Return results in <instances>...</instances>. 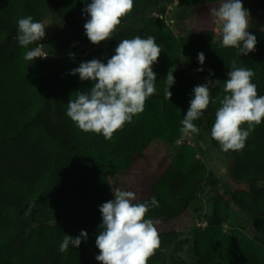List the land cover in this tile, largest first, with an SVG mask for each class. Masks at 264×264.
Returning a JSON list of instances; mask_svg holds the SVG:
<instances>
[{
	"label": "trees",
	"instance_id": "obj_1",
	"mask_svg": "<svg viewBox=\"0 0 264 264\" xmlns=\"http://www.w3.org/2000/svg\"><path fill=\"white\" fill-rule=\"evenodd\" d=\"M252 1L264 4V0ZM169 2L134 0L112 38L94 45L85 34L89 17L82 11L91 0H0V264H100L95 241L101 231L100 206L114 199L109 178L141 159L151 141L174 144L181 138V121L198 79L219 80L209 84L214 102L193 122L209 133L234 61L236 67L254 72L252 83L257 95L264 96V30L250 28L257 39L255 51L239 55L237 49L221 48L222 38L215 40L210 10L220 0H178L179 7L193 10V23L190 35L176 37L161 18ZM151 10L153 15L148 14ZM48 12L68 28L72 55L26 61L27 50L17 39V21L31 16L41 22ZM136 36L154 37L161 49L153 65L156 93L112 140L80 130L66 115L67 103L79 92L90 91L93 82L81 81L72 70L92 59L106 63L119 42ZM201 52L203 65L197 58ZM169 70H175V83L169 89L171 100H166ZM229 154L231 199L219 195L213 200L206 225L192 233L191 254L195 264H264V121L250 133L242 150ZM207 174L195 149L184 144L151 182L148 196L137 200L158 201L145 219L158 222L162 246L177 238L174 229L188 216ZM231 205L244 216L251 235L240 229L224 231ZM82 230L88 238L79 248L69 245L67 252L59 251L66 234L75 238ZM147 264L179 263L155 252Z\"/></svg>",
	"mask_w": 264,
	"mask_h": 264
},
{
	"label": "clouds",
	"instance_id": "obj_2",
	"mask_svg": "<svg viewBox=\"0 0 264 264\" xmlns=\"http://www.w3.org/2000/svg\"><path fill=\"white\" fill-rule=\"evenodd\" d=\"M134 0H91L82 10L89 19L84 24L88 40L99 45L112 38L113 32L133 9ZM214 23L219 26L221 48H234L238 54L247 56L255 51L257 39L249 32L250 15L242 0H222L218 7L210 10ZM18 24V43L21 47L40 42L46 35V26L34 22L31 16L20 18ZM43 45L28 50L24 60L34 61L46 58L42 54ZM161 54L155 38L142 39L136 36L124 39L115 48V54L106 63L99 59L80 63L71 74H79L81 81H92L88 92H79L76 99L67 103L66 115L84 132L102 134L106 140H112L113 134L122 129L125 123H131L134 116L144 111L146 100L156 93L157 75L153 65ZM201 65L205 62L203 52L198 53ZM173 71L169 70L165 78L164 98L171 100L169 90L175 83ZM203 71V68L197 69ZM254 72L249 68L236 67L227 73L222 87L225 95L219 100L220 107L215 114L211 128V138L219 143L223 152L239 151L245 147L250 133L264 121V96L257 95V86L252 83ZM208 81L194 87V97L190 101L186 115L179 129L184 139L199 133L193 123L200 118L211 101ZM247 125L245 129L243 126ZM114 199L100 206L101 231L96 236L99 255L95 257L100 264H147L159 249L156 221L145 219L151 207H158V201L152 197L150 202H137L136 194L117 188ZM88 234L81 231L73 238L66 234L59 245L60 252H67L69 245L79 248Z\"/></svg>",
	"mask_w": 264,
	"mask_h": 264
},
{
	"label": "rangeland",
	"instance_id": "obj_3",
	"mask_svg": "<svg viewBox=\"0 0 264 264\" xmlns=\"http://www.w3.org/2000/svg\"><path fill=\"white\" fill-rule=\"evenodd\" d=\"M178 0H170L166 12L162 16L163 22L168 25L176 37H184L192 32L193 10L191 8L179 7ZM222 3L220 0L219 4ZM244 7L249 11L250 28L264 30V4L252 0H242ZM153 15L154 11L148 13ZM41 23L45 28V37L40 42L30 44L25 48L27 51L43 45L42 54L62 57L72 55L69 42V30L64 23L53 13L48 12ZM249 28V29H250ZM215 40L221 39L219 26L215 24ZM207 83L205 79L199 78L197 86ZM192 146L197 157L207 168V178L202 186L197 199L191 204L188 216L180 220L174 231L177 238L172 243L162 246L156 251L164 255L169 262L179 264H195L191 254V239L194 230L206 225V220L211 213L213 200L221 195L226 201H230L228 193V181L231 176L232 159L228 152H223L219 143L211 138V133L200 129L198 134L184 139L179 145L159 140H153L144 151V156L135 162L129 169L109 178L113 191L117 188L124 191H132L137 200L145 199L149 194L151 182L164 170L174 159L182 145ZM223 229L226 233L233 229H240L247 235H251L250 228L245 223L243 215L231 205L229 216Z\"/></svg>",
	"mask_w": 264,
	"mask_h": 264
}]
</instances>
